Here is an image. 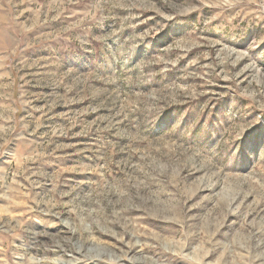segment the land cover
Returning a JSON list of instances; mask_svg holds the SVG:
<instances>
[{
	"label": "rangeland",
	"instance_id": "obj_1",
	"mask_svg": "<svg viewBox=\"0 0 264 264\" xmlns=\"http://www.w3.org/2000/svg\"><path fill=\"white\" fill-rule=\"evenodd\" d=\"M0 264H264V0H0Z\"/></svg>",
	"mask_w": 264,
	"mask_h": 264
}]
</instances>
